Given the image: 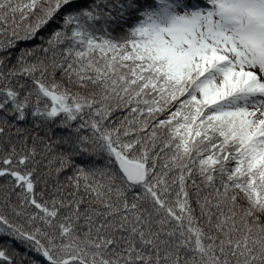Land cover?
Instances as JSON below:
<instances>
[{
  "label": "snow or ice",
  "instance_id": "obj_1",
  "mask_svg": "<svg viewBox=\"0 0 264 264\" xmlns=\"http://www.w3.org/2000/svg\"><path fill=\"white\" fill-rule=\"evenodd\" d=\"M0 180V264H264V0H0Z\"/></svg>",
  "mask_w": 264,
  "mask_h": 264
},
{
  "label": "trees",
  "instance_id": "obj_2",
  "mask_svg": "<svg viewBox=\"0 0 264 264\" xmlns=\"http://www.w3.org/2000/svg\"><path fill=\"white\" fill-rule=\"evenodd\" d=\"M23 46V45H22ZM117 115H119V113L117 114ZM68 173H65V175H67ZM61 179L63 180L64 179V177L62 176L61 177ZM3 181L2 180H0V183H2Z\"/></svg>",
  "mask_w": 264,
  "mask_h": 264
}]
</instances>
